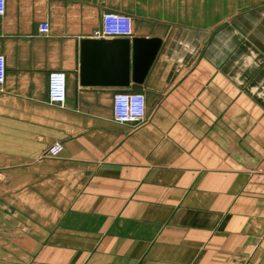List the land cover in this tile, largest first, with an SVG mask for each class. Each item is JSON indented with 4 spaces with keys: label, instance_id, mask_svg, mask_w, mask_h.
I'll return each instance as SVG.
<instances>
[{
    "label": "crops",
    "instance_id": "1",
    "mask_svg": "<svg viewBox=\"0 0 264 264\" xmlns=\"http://www.w3.org/2000/svg\"><path fill=\"white\" fill-rule=\"evenodd\" d=\"M130 38L161 40L140 84ZM0 55V264H264V0H6ZM118 92L144 122L112 119Z\"/></svg>",
    "mask_w": 264,
    "mask_h": 264
},
{
    "label": "built area",
    "instance_id": "2",
    "mask_svg": "<svg viewBox=\"0 0 264 264\" xmlns=\"http://www.w3.org/2000/svg\"><path fill=\"white\" fill-rule=\"evenodd\" d=\"M6 11V0H0V17ZM47 24L40 26V31L46 33ZM97 35L103 38H128L133 35V18L126 14L104 13L101 16V27ZM5 58L0 55V86L5 82ZM47 95L50 103L64 106L66 99V75L55 71L48 75ZM112 119L119 124L137 126L146 119L145 96L137 92H118L112 97ZM62 151L60 142L53 143L46 155L57 157Z\"/></svg>",
    "mask_w": 264,
    "mask_h": 264
},
{
    "label": "water",
    "instance_id": "3",
    "mask_svg": "<svg viewBox=\"0 0 264 264\" xmlns=\"http://www.w3.org/2000/svg\"><path fill=\"white\" fill-rule=\"evenodd\" d=\"M102 42V41H100ZM103 44V43H100ZM122 46L123 68L128 71L129 50L131 48V76L132 82L140 84L146 77L161 46V40L156 38H130L115 41ZM84 63L82 64V72ZM84 73V72H83ZM128 78H123L121 85H127Z\"/></svg>",
    "mask_w": 264,
    "mask_h": 264
}]
</instances>
